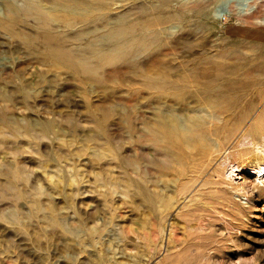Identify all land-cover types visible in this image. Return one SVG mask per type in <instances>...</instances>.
<instances>
[{
  "label": "rangeland",
  "instance_id": "obj_1",
  "mask_svg": "<svg viewBox=\"0 0 264 264\" xmlns=\"http://www.w3.org/2000/svg\"><path fill=\"white\" fill-rule=\"evenodd\" d=\"M146 1L153 0H138V4ZM162 1L161 8L134 10V16L140 18L138 24L153 28V33L148 30L149 35L154 34L162 45L160 50L141 53L137 62L152 64L155 75H168L178 81L168 89L162 83L150 86L147 75L135 71L140 69L139 65L124 61L104 66L101 73L105 77L100 81L60 66H42L36 62L35 44H26L19 35L0 25V90L12 93L17 105L26 108L24 111L36 120V130H41L44 122H50L56 130L34 138L28 134H6L0 125V155L4 156L0 160L12 165L19 161L31 177L35 174L41 177L50 192L57 190L51 186L57 179L61 187L70 179L73 186L85 188L73 191L72 195L82 200L84 216L94 210L96 198L100 199L99 208H95L99 214L124 211L132 216L118 220L111 230L100 233L106 243L99 245L97 237L96 245H88L86 261H91L90 254L94 251L97 254V248L103 247L109 264H264V171L258 179L254 169L257 162L264 164V146L243 156L236 144L228 149V160L238 163L229 178L222 171L226 157L218 156L213 163L215 175L205 173L192 188H202L198 199L192 200L191 194L181 200L179 207H166L168 221L164 235L159 231L163 218L155 215L153 205L142 198L138 186L143 182L154 187L149 179H157L165 171L171 180L165 177L167 182L162 183H167L172 192L186 179L185 171L199 170L207 161L197 145L183 146L180 141L175 143L176 153L172 155L173 163H168L169 169H160L149 160L153 159L151 145L139 140L138 130L147 134L148 130L140 127L144 119H155L156 107L174 105L177 109L196 110L197 114H213L216 118H209L215 120L219 133L243 120L252 121L259 112H264V0H214L211 5L208 0ZM3 15L7 19L6 10ZM28 18L19 15L15 28L37 30L31 17ZM97 23L104 22L80 19L71 28L74 30L58 31V42L74 46L85 43L89 39L85 30ZM172 25L176 28H170ZM18 67L25 71L22 79L29 82L27 90L37 93V98L27 101L18 89L21 85L15 72ZM119 76L135 83H119ZM204 103L211 105L204 110L207 113L199 106ZM25 104L36 107L30 109ZM105 115V129L101 130L98 119ZM81 119L85 127L80 125ZM107 136L111 140H104ZM95 144L106 153L99 161H91L85 151ZM16 147H20L19 153L14 152ZM180 152L185 155L183 162L176 157L182 156ZM161 158L165 157L160 156L157 163L164 164ZM132 159L138 161L137 166L128 162ZM206 180L208 183L203 186ZM22 190L29 194L21 195ZM32 190L23 181L7 183L6 175L0 171L2 211L22 214L33 197L49 202L46 194L35 195ZM56 192L54 203L63 207V196L60 190ZM171 237L178 241L177 247L173 248ZM22 249L19 224L0 218V264H38L34 256L24 259Z\"/></svg>",
  "mask_w": 264,
  "mask_h": 264
},
{
  "label": "bare ground",
  "instance_id": "obj_2",
  "mask_svg": "<svg viewBox=\"0 0 264 264\" xmlns=\"http://www.w3.org/2000/svg\"><path fill=\"white\" fill-rule=\"evenodd\" d=\"M208 2V4L211 5L214 0H208ZM154 6L155 8L163 7V1H146L144 4L139 5L138 0H0V25L10 30L12 32L11 34L19 35L26 44H35L38 50L36 62L42 66H60L63 67V70L70 69L76 73H87L93 76L97 81H100L101 77H105V74L102 75L101 73L104 66H110V64L114 65L124 61L134 64L133 66L139 65L140 69L137 68L135 71L146 74L149 78L146 82L150 86H155L156 83L158 85L162 83V85L168 89L174 85L176 86L178 81L172 80L168 75H155L152 71L154 67L152 64L137 62L138 56L141 53L151 49H162L161 43L157 41L158 39L152 36L154 34L149 35L148 33L149 29L151 33H153L154 29L147 24L139 25L138 21L140 18L134 16V10L136 8L145 9L146 7L154 8ZM4 10L7 11V19L3 15ZM19 15L24 18L31 17L30 20L36 24L38 29H16L15 24ZM80 19H86L87 21L102 19L104 23H97L96 26L86 29L84 33L88 34L89 39L86 40L85 43H79L78 46L66 45L63 42V44L58 42V31L61 30L63 33H66L73 28ZM170 28L175 29L176 25H172ZM76 38L81 39L79 35H77ZM76 47L79 48L77 49ZM174 68L171 69L174 70ZM15 72L17 73V78H21V85L18 89L23 91L24 98L27 101L31 97L37 98L39 96L37 93L33 94L30 90H27L29 89V82L26 79H22L24 75L23 72L25 71L18 67ZM117 81L119 83L134 82L132 79L122 78L121 76L117 77ZM182 96L183 95H181V97ZM181 97L179 96L180 99ZM162 98L163 96L161 99ZM2 102L4 103L0 107V125H2L1 127H3L2 129L5 130L6 134H28L37 138L48 136L50 133H56V130L52 127L50 122H44L43 128H41V130H36L35 118L24 111L26 108L17 105V101L12 93L0 90V103ZM94 104H96V107L98 106V103ZM25 105L30 109L36 107V104ZM100 106H102V104H100ZM199 106L201 110L204 111L211 105L209 103H204ZM204 112L207 113V111ZM55 114L57 115V112ZM153 116L155 118L153 121L144 119L142 121L143 125L140 123L142 125L140 129L148 130L147 134L138 130V135L139 140H141L143 144L151 145V152L153 154H149L152 155L151 158L153 159L149 160L156 165V167L160 169H169L168 163H173L174 159L172 155L176 153L175 143L177 141H180V144L183 146L192 148L197 145L196 148L200 150V153L205 154L207 157V161L205 160L204 165L199 170L191 168V170L185 171V174H187V177H185L186 179L172 192H170L171 187L169 188L167 183H162L166 181L165 177H168V181L171 180L168 176L170 174H168V172L164 173L165 171L161 175L159 174L157 179L148 178L154 183V187L152 185L148 187L143 182L138 183L139 188L142 189V198L153 205L155 215H160L163 218V223H160L159 231L164 235L165 223L168 221V212H166L168 208L166 207H179V205L182 204L181 200L187 198L191 194L192 200L198 199L199 196L202 195V188L196 190L192 188L199 183L205 173H210L211 176L215 175L217 170L213 169V163L218 156L222 155L226 157L223 160L224 166L222 167V171L223 176L229 178L234 175L238 163L228 160V153L230 152L228 149H231L236 144L238 153L241 156L246 155L250 150H257L259 148L262 150L264 146V112L261 114L259 112L257 118L252 121L248 120L244 122L245 120H243V123L241 122L234 128L228 126L226 130L224 129L223 133L218 132V125L214 122L215 120L212 119L216 117L209 113L201 114L200 112L197 114L196 110L177 109L174 105H170L168 108L156 107ZM106 120V115L98 119V126L101 130L105 129ZM83 121L82 119L79 120L80 125L85 127ZM1 133L2 131L0 128V134ZM97 139L98 137L96 136V141ZM104 140L109 141L111 137L107 136ZM97 143L99 142L97 141ZM250 144H252V146H250ZM189 147L188 149H190ZM86 148L89 149L85 151L89 154L91 161H99L106 155V153L98 150L97 144L91 147V149L89 147ZM20 151V147H16L14 150L16 153ZM180 155L182 156L176 157L182 158L185 156L184 152H180ZM160 156L165 157L161 159L167 164L157 163V160H160ZM3 157L4 156L0 155L1 160ZM1 160L0 171L6 175L7 183L17 181L28 183L33 189L31 192L39 196L46 194L49 201L45 202L40 199V197H33L28 209H22V214L16 213L15 210L5 212L0 208V218L9 219L19 224L23 245L22 251L25 256L24 259L29 256H34V260L38 264H93L96 262L99 264H109L108 259L105 257L103 247L97 248L96 246L97 254H95L94 251L93 254H90L92 260L86 261V251H88L86 247L92 244L96 245L95 239H97V237L99 245L106 243L105 241L103 242L104 236H102L101 239L100 233L105 230H111V226L120 222L118 220L122 219L125 221L131 218L132 216L130 214L124 211L99 214L95 208H99L100 199L96 198L93 201L94 210H89L84 216L81 213L82 200H76L72 198V195L75 194L73 191L78 190L79 192L80 188L84 190L85 188L79 187V184H77L76 187L73 186V182H71L70 179L65 182L62 187L59 179L51 183L52 187L60 190L65 202L63 207H57L53 200V196L57 193V190L51 192L47 191L48 189L44 187L41 177H38L36 174L31 177L30 173L25 171L24 165L18 161L19 159H17L18 162L15 165ZM53 160L58 164L60 163L57 157H53ZM135 161L136 160L133 159L128 160L130 164L132 163L137 166L138 161ZM178 161L179 160H177V162ZM181 162H183V158ZM220 165H222V163H220ZM254 169L257 178L261 179L264 171V164H262V162H257ZM158 171L160 172V170ZM207 183L208 180H206L203 186L207 185ZM111 184H113V182ZM168 189L169 191L166 193L165 190ZM113 191L112 189V192ZM19 193L23 196L29 194L27 190H22ZM175 193L179 194L178 196H174V199L172 195ZM170 242L173 243V248L177 247L178 241L173 239V237H171ZM109 247L110 246H108V249L111 248ZM42 249L45 251L42 252Z\"/></svg>",
  "mask_w": 264,
  "mask_h": 264
}]
</instances>
